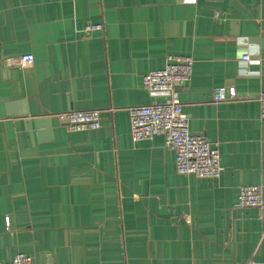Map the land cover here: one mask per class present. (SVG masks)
Listing matches in <instances>:
<instances>
[{
	"label": "crops",
	"instance_id": "1",
	"mask_svg": "<svg viewBox=\"0 0 264 264\" xmlns=\"http://www.w3.org/2000/svg\"><path fill=\"white\" fill-rule=\"evenodd\" d=\"M170 54L194 59L176 92L190 132L219 143L217 178L177 173L162 135L131 140L128 108L166 97L142 76ZM262 90L264 0H0V261L264 264L259 209L236 205L264 188ZM73 109L101 127L70 130Z\"/></svg>",
	"mask_w": 264,
	"mask_h": 264
},
{
	"label": "built area",
	"instance_id": "2",
	"mask_svg": "<svg viewBox=\"0 0 264 264\" xmlns=\"http://www.w3.org/2000/svg\"><path fill=\"white\" fill-rule=\"evenodd\" d=\"M193 2L194 0H183ZM101 25H87V30L100 29ZM31 54L21 56V63H30ZM253 58L250 53L242 55L238 61L240 73H248L247 66ZM258 60V59H257ZM194 59L190 55L170 54L162 68L151 70L142 76L145 90L163 94L165 99L147 105L128 108L130 137L133 142L152 140L157 135L164 137V145L175 152V169L182 175L217 178L224 170L220 161V146L217 141H209L203 135H194L188 127V119L182 103L177 97V88L189 81ZM236 97L234 87L213 89V101L220 102ZM260 117L264 120V90L258 94ZM111 110V109H110ZM70 130H90L101 127L99 109L67 110L58 114ZM264 188L260 185H241L238 189L239 207H256L258 219L264 222ZM6 225H9L6 221ZM0 264H35L33 257L18 252L12 259Z\"/></svg>",
	"mask_w": 264,
	"mask_h": 264
}]
</instances>
